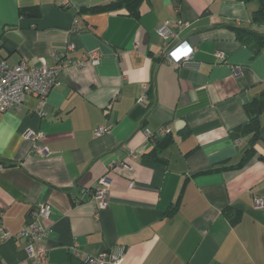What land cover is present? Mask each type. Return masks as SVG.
<instances>
[{"label": "crops", "instance_id": "crops-1", "mask_svg": "<svg viewBox=\"0 0 264 264\" xmlns=\"http://www.w3.org/2000/svg\"><path fill=\"white\" fill-rule=\"evenodd\" d=\"M116 1L0 0L9 65H55L70 42L68 60L99 56L64 70L44 116L33 95L0 111V264H32L27 240L5 232L18 234L41 203L52 206L49 264H87L76 249L120 248L122 264H264V209L254 204L264 197V110L253 143L252 133L233 135L264 90V50L234 31L264 34L252 20L258 4L144 0L138 17L87 10ZM167 22L175 35L165 44L158 29ZM181 42L193 59L170 63L168 47ZM105 175L109 205L97 210L83 190Z\"/></svg>", "mask_w": 264, "mask_h": 264}, {"label": "built area", "instance_id": "built-area-1", "mask_svg": "<svg viewBox=\"0 0 264 264\" xmlns=\"http://www.w3.org/2000/svg\"><path fill=\"white\" fill-rule=\"evenodd\" d=\"M171 25L174 27H183L185 23L182 20H173ZM159 35L168 44V40L175 34L170 23L163 24L158 29ZM166 58L170 63L180 64L190 61L194 57L195 48L187 42H181L177 45L168 47ZM76 49L73 42L68 44L65 53H57V62L55 65H49L43 61L40 65H30L27 61H21L15 65H9L5 60L0 59V111H6L12 107H19L25 100L26 95H33L39 100V109L41 115H45V106L50 92L61 85V74L70 65L83 67L91 62L97 64L99 56L93 54L89 58L80 60H68L67 52ZM220 60H224L225 56L221 53L217 54ZM240 73L239 69H235V74ZM110 127H100L97 134L108 132ZM167 129H161V133L165 134ZM28 136L39 137L40 134L29 131ZM40 155H45L47 150L37 148ZM130 156L133 159L138 158L136 151L132 150ZM127 166V164H125ZM132 185V183H130ZM84 193L90 195L91 201L96 204L97 210L106 208L109 205V177L103 176L98 184L92 189H84ZM254 204L257 208L264 209V197L256 196ZM52 215V206L48 203L38 204L31 212L32 219L18 233L11 235L5 232L8 238H25L27 240V252L30 256L32 264H49L48 250L44 244L49 234V226ZM75 254L82 256L87 264H122L123 249L120 248L116 252L109 253L100 252L97 255L81 254L77 249Z\"/></svg>", "mask_w": 264, "mask_h": 264}, {"label": "trees", "instance_id": "trees-1", "mask_svg": "<svg viewBox=\"0 0 264 264\" xmlns=\"http://www.w3.org/2000/svg\"><path fill=\"white\" fill-rule=\"evenodd\" d=\"M144 0H118L108 6L104 7H91L87 10L91 12H99L104 10H126L127 15L139 16V11L141 4ZM244 3L255 2L258 4V8L252 13V20L254 23L263 24L264 23V0H238ZM31 13L38 15L39 11L35 8V12L32 9ZM86 11V9H84ZM22 14L26 13V10H21ZM237 39L245 43L247 46L252 48L255 53H259L264 50V34L257 32L251 28L246 27H235L234 28ZM264 110V90L261 94L254 98L250 103L246 105V111L249 114V121L235 129L233 135L237 137L239 134H250L252 133L251 143L260 136V115ZM252 153V150L249 149L245 152L243 157H248ZM244 160V158L242 159Z\"/></svg>", "mask_w": 264, "mask_h": 264}]
</instances>
